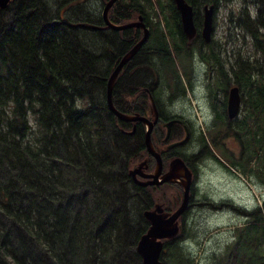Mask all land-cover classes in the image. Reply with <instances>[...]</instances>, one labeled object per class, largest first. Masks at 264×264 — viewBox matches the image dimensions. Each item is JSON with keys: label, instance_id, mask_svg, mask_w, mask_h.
Listing matches in <instances>:
<instances>
[{"label": "trees", "instance_id": "trees-1", "mask_svg": "<svg viewBox=\"0 0 264 264\" xmlns=\"http://www.w3.org/2000/svg\"><path fill=\"white\" fill-rule=\"evenodd\" d=\"M99 1L98 11L91 0H11L0 8V264H144L137 251L149 227L144 210L157 195L166 209L182 198L179 182L142 186L129 173L146 155L153 168L155 158L146 148L145 124L137 122L134 132V121L109 108L107 84L142 32L107 26L108 0ZM187 1L201 27L204 4L232 0ZM257 2L255 14L247 4L230 13L233 27L251 36L258 55L235 56L241 63L235 74L245 71L240 83L250 109L246 149L228 157L234 167L264 179V0ZM177 9L174 0H117L109 10L117 24L142 14L149 28L156 25L151 38L162 36L149 39L121 70L113 90L120 110L150 115L149 93L158 102L156 80L167 79L179 91L180 65L187 71L197 51L224 63L220 46L201 50L177 36ZM224 84L226 90L228 80L216 89ZM218 119L214 141L228 135L226 110ZM175 151L164 152L168 158L182 155ZM170 188L176 191L171 205ZM252 216L227 246L224 264H264V215L257 209ZM169 241L162 264L166 258L181 264L186 254L180 246L169 249Z\"/></svg>", "mask_w": 264, "mask_h": 264}, {"label": "rangeland", "instance_id": "rangeland-1", "mask_svg": "<svg viewBox=\"0 0 264 264\" xmlns=\"http://www.w3.org/2000/svg\"><path fill=\"white\" fill-rule=\"evenodd\" d=\"M246 4L251 8L253 14H255L259 7L257 0L223 1L217 6L215 13V40L218 43L215 46H220L223 56L221 58L226 63V68L231 70L229 72L232 75V66L228 61L230 58L234 60L239 52L244 57L248 54L251 56L258 55V53L252 50L253 41L251 36L247 32L243 33L239 28L233 27V22L230 19V13L233 9H239L242 5ZM100 5L101 2L99 0H91V6L95 11L99 10ZM165 13L171 14V10H165ZM152 19L157 20L158 18L154 16ZM199 56L197 51L193 58L188 59L186 62L187 71H184L182 65H180L183 70L181 77L189 80L187 83L188 90L183 94H180L179 91H174L173 95L177 97L174 100L173 106L175 108H173L172 113L183 112L187 119L192 120L196 129H199L210 137L215 136V130L218 128V125L215 123L211 126L214 120L211 119V111L205 100V93L200 85L195 86L194 89L190 87V83H195L193 80L194 73L198 75L205 73L197 65ZM157 62L163 63L161 60H157ZM185 73H189V78ZM206 76L208 78V75ZM231 79L237 83L236 76H231L230 81ZM166 80L162 81L165 85L168 84ZM242 91L244 93V104H247V109H244V113L248 115V110L250 109L249 94L247 89H243ZM173 95L169 99L173 98ZM219 95L220 91L217 93V98H219ZM226 141L229 148H217L215 151L216 155L231 169V172L219 167L207 157L199 160V166L201 165L199 183L195 189L189 209L182 216V237L179 242L175 240L168 242L169 249L175 246L182 247L186 255H184L185 259L181 264H218L224 257L227 246L237 237L238 228L249 226L252 223L253 216L251 212L260 209L264 215V179L254 172L249 170L244 172L240 168L234 167L228 156L236 157L234 154H239L241 144L235 139H226ZM257 163L258 159L253 161L251 166L256 167ZM133 167L134 165L131 168ZM239 170L244 174H241ZM166 189L160 188L159 191L162 192ZM175 192L173 188L168 189L166 192V198L169 200L170 205V199L175 198ZM157 198L160 199L161 195H157ZM225 260L226 257L219 264H224ZM165 264L176 263L168 262L166 258Z\"/></svg>", "mask_w": 264, "mask_h": 264}, {"label": "water", "instance_id": "water-1", "mask_svg": "<svg viewBox=\"0 0 264 264\" xmlns=\"http://www.w3.org/2000/svg\"><path fill=\"white\" fill-rule=\"evenodd\" d=\"M11 0H0V8H6ZM117 0H108L103 9V17L107 26H111L117 30L128 28H142L143 34L141 38L121 57L118 64L114 68L108 80V105L109 108L124 121H143L146 124L145 144L146 148L156 159V165L151 170L149 168V155H146L137 165L130 168L129 173L133 180L142 185H161L165 182H180L183 186L182 200L176 207L171 210L165 209V201L157 200L154 206L150 209L144 210L145 217L149 220L148 229L140 236L137 243V251L141 254L144 264H162V253L164 243L175 238L183 229L181 221L182 215L189 209L191 203V187L192 176L191 169L186 164L185 160L180 155H175L171 158L168 168L164 170L163 155L157 150L152 141L151 135L155 124L158 122L159 110L151 95V111L148 117L141 113H129L120 110L116 107L113 99V89L116 80L124 68V66L132 60L138 50L147 42L150 35V28L146 24L142 14H138L136 18L128 20L124 23H114L109 19V10L116 3ZM176 7L181 14V21L184 31L189 38H192L197 30L194 17V7L187 0H174ZM214 4H206L204 8V21L202 33L206 41L212 39L214 27ZM241 95L238 85H234L229 89L228 94V114L230 117L236 116L240 111ZM179 118H174L166 123L167 131L164 139L170 137L171 126L175 122H179ZM133 128L132 131H134ZM188 134L184 139L176 140L168 144V149L177 147L178 145L186 143Z\"/></svg>", "mask_w": 264, "mask_h": 264}, {"label": "flooded vegetation", "instance_id": "flooded-vegetation-1", "mask_svg": "<svg viewBox=\"0 0 264 264\" xmlns=\"http://www.w3.org/2000/svg\"><path fill=\"white\" fill-rule=\"evenodd\" d=\"M193 5V4H192ZM205 5L203 6L202 13H203V21H204V8ZM213 5V4H212ZM194 7V6H193ZM214 27H213V33H212V39L210 41H206L203 33H202V28H203V21H202V26L198 27L197 25V30L195 35L192 38H189L186 32L184 31L182 21H181V14L178 10L176 17L173 19L175 22V31L177 36L182 39L185 43L187 44H195L197 45L201 50L210 48L208 44H218L217 41L215 40V18H216V9L217 6H214ZM138 15V14H137ZM194 17H195V9H194ZM131 20V19H130ZM128 21V20H127ZM126 22V21H125ZM168 29V27H165ZM131 29V28H128ZM133 29H136V27H133ZM124 30V29H122ZM141 30V35L143 34V29L140 28ZM156 25H153L150 27V35L149 39L152 40H157L159 38H162V36L157 35L158 37L151 38L152 33L156 31ZM155 35V34H154ZM147 40V41H148ZM209 51L207 52L206 58L204 57H198L197 59V65L201 70H203L205 73L204 74H196L194 73V84L190 83V87L192 89L195 88V86L200 85L201 89L205 93V100L207 101V104L209 106V109L211 111V119L214 120L213 126L215 123L218 124L220 121L218 119V114L219 112H223V110H226V122L225 126L228 128V135L226 137H221L220 140L216 139L215 141L213 139L214 136L208 137L204 132H201L199 129H196V127L193 125L192 120H189L185 117L183 112H178L176 114L172 113V111H168L167 108L170 105L171 110L175 108L174 105V100H176V95H173L174 90L176 88H173L172 85H168L157 79L155 86L157 88V93L155 94L156 97H158V102L155 101L159 109V115H158V122L155 124L153 131H152V141L155 139L154 146L157 150L161 152L163 155V159L165 164L169 163L168 156L170 153H166L164 151L168 150V144L170 142L184 139L187 134H188V140L186 143L178 145L177 147L172 148L174 152H176V149H179L180 152L182 153V158L185 160L186 164L188 167L191 169L193 176H192V194L194 197V192L196 187L198 186L199 183V178H200V159L203 157H207L210 160L214 161L215 164H217L219 167L224 168L231 172V169L226 166V163L221 160L217 155H216V149H227L229 148L226 139H235L236 141L240 142L241 148L239 154H233L238 158L240 154L243 153V151L246 149L245 148V143L247 142V128H248V115L244 113V109H247V104H244V93L243 89L244 86L240 83V81L244 80L245 77V71L242 69L241 71H238L237 74L234 75V67H237L240 65V61L238 62V59L235 58L234 60L230 58L228 61L230 62L232 66V71L228 70L226 68V63L220 64V58H214V57H209L208 56ZM196 58V57H195ZM200 58V59H199ZM223 59V58H222ZM230 73V74H229ZM185 75L189 78V73H185ZM208 75V78L207 76ZM231 76H236V81L237 83L234 82L233 79L230 81ZM228 80V89L225 90V84L222 86V88H219L218 90L216 89L218 81L223 82ZM231 83H230V82ZM189 82L188 79L180 78V81L177 84V87L179 89V93L183 94L188 90L187 83ZM198 82V83H197ZM238 85L240 89V95H241V106H240V111L239 113L234 116L230 117L228 114V94H229V89L234 86ZM212 91V94H211ZM220 91L219 98H217V93ZM149 99H150V111H151V93H149ZM168 95V96H167ZM173 95V98L169 99ZM153 96V95H152ZM154 99V96H153ZM172 103V104H171ZM223 109V110H221ZM243 110V111H242ZM135 113H140V111H137ZM143 114V113H142ZM145 115V114H144ZM148 117H151L150 115H146ZM174 118H179V122H175L171 126V133L169 139L165 140L164 136L167 131V126L166 123ZM137 122H142L143 121H134L132 125V129H134V132H136L137 128ZM145 124V123H144ZM209 124V123H208ZM146 126V124H145ZM210 126V127H211ZM158 128V131L156 134L154 131ZM240 128V130H239ZM141 130V129H140ZM171 134H173V138H171ZM205 135V136H204ZM205 140V141H204ZM172 155H177V154H172ZM168 160V161H167ZM149 167H150V162L148 160ZM165 171V167L164 170ZM178 184V183H177ZM181 189L182 185L179 184ZM252 214V212H251Z\"/></svg>", "mask_w": 264, "mask_h": 264}, {"label": "bare ground", "instance_id": "bare-ground-1", "mask_svg": "<svg viewBox=\"0 0 264 264\" xmlns=\"http://www.w3.org/2000/svg\"><path fill=\"white\" fill-rule=\"evenodd\" d=\"M110 19V18H109ZM107 89H108V84H107ZM114 90V89H113Z\"/></svg>", "mask_w": 264, "mask_h": 264}]
</instances>
